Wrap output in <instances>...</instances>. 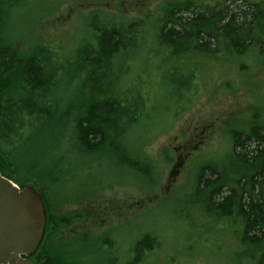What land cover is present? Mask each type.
<instances>
[{
  "label": "rangeland",
  "instance_id": "374dc122",
  "mask_svg": "<svg viewBox=\"0 0 264 264\" xmlns=\"http://www.w3.org/2000/svg\"><path fill=\"white\" fill-rule=\"evenodd\" d=\"M179 1L185 0H25L6 19L3 36L20 54L47 44L63 66L53 118L27 127L15 148L17 163L29 171L23 177L43 189L56 219L78 216L71 215L58 232L53 224L44 247L51 253L63 248V263L127 264L135 243L148 234L159 245L140 264H250L244 245L232 235L235 227L198 226L207 220L195 210L200 198L195 184L202 166L227 161L232 131L264 128V42L253 41L242 54L223 50L210 58L187 47L174 53L157 45L155 22L162 19L164 6ZM192 1L230 8L245 2ZM95 15L141 19V37L117 55L108 90L138 91L142 108L121 141H106L96 152L85 153L78 150L65 112L70 99L74 103L87 96L90 83L84 84L77 64L80 48L94 44L90 23ZM123 146L130 154L149 157L153 176L129 168ZM40 257L37 261L44 264Z\"/></svg>",
  "mask_w": 264,
  "mask_h": 264
},
{
  "label": "trees",
  "instance_id": "16d2710c",
  "mask_svg": "<svg viewBox=\"0 0 264 264\" xmlns=\"http://www.w3.org/2000/svg\"><path fill=\"white\" fill-rule=\"evenodd\" d=\"M24 1L0 0V172L20 188L33 186L43 198L45 232L30 260L33 264H42L37 261L41 256L44 264H66L63 263V248L59 246L53 254L44 247L53 234V224L58 232L71 222V215L73 218L78 216L68 214L69 219L67 216L56 219L49 202L44 199L45 192L23 177L29 171L17 163L15 156L16 142L21 140L22 132L35 122L53 118L57 78L63 71L62 63L55 61V53L52 57L51 50L47 49L49 45H38L33 52L23 55L4 38L6 19L13 8ZM244 1V5L232 8L192 0L168 3L162 8V19L155 22L156 44L170 47L174 53L187 47L208 58L223 50L242 54L253 41L261 45L264 41H260L256 33L264 38V0ZM90 25L95 28L94 44L85 43L80 48L77 64L78 75H85L84 84L90 83L87 96L74 103L70 99L65 112V117L74 125L78 150L85 153L96 152L106 141L112 140L113 144L121 141L123 132L133 127L131 124L136 122L142 108L138 91L113 93L108 90L112 86L117 55L136 45L141 37V19L133 21L95 15ZM220 44L226 49H221ZM69 64L70 61L66 62V66ZM187 82L183 83L188 89ZM230 137L227 161L221 166L204 165L198 173L195 196L200 198L195 210L204 221L207 220L198 226L216 228L222 224V228L235 227L232 235L235 234L244 245L249 263L264 264V128L250 125L245 131H232ZM111 146L115 148V145ZM123 149V161L129 168L140 170L143 177L153 176L154 164L149 157L130 154L124 146ZM187 220L193 222L190 216ZM158 245L152 236H142L135 243L133 257L127 264L140 263L143 252H151Z\"/></svg>",
  "mask_w": 264,
  "mask_h": 264
},
{
  "label": "water",
  "instance_id": "95a60500",
  "mask_svg": "<svg viewBox=\"0 0 264 264\" xmlns=\"http://www.w3.org/2000/svg\"><path fill=\"white\" fill-rule=\"evenodd\" d=\"M46 211L31 185L19 188L0 173V264H32L45 230Z\"/></svg>",
  "mask_w": 264,
  "mask_h": 264
},
{
  "label": "flooded vegetation",
  "instance_id": "af4514ba",
  "mask_svg": "<svg viewBox=\"0 0 264 264\" xmlns=\"http://www.w3.org/2000/svg\"><path fill=\"white\" fill-rule=\"evenodd\" d=\"M144 236V235H143ZM104 242L106 243V244H110L111 243V239L110 238H105L104 239ZM108 247V246H107ZM110 247V246H109ZM144 253V255H146V251H144L143 252ZM132 257H133V254H132ZM144 257V256H143ZM138 264H140V263H138Z\"/></svg>",
  "mask_w": 264,
  "mask_h": 264
}]
</instances>
